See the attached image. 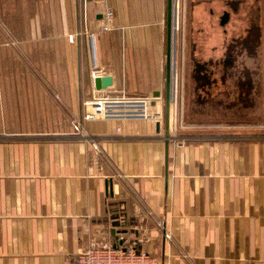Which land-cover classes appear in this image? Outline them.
Wrapping results in <instances>:
<instances>
[{"label":"crops","instance_id":"0c3cea01","mask_svg":"<svg viewBox=\"0 0 264 264\" xmlns=\"http://www.w3.org/2000/svg\"><path fill=\"white\" fill-rule=\"evenodd\" d=\"M84 2L0 0V50L27 51L5 57L0 74V264H77L104 243L162 264H264V134L198 131L173 116L216 97L185 69L216 60V3L191 5L203 36L191 45L178 5L167 125L168 0ZM90 36L101 77L113 80L106 90L92 79ZM24 66L39 72H17ZM118 94L151 98L164 119L82 120L85 101Z\"/></svg>","mask_w":264,"mask_h":264},{"label":"rangeland","instance_id":"374dc122","mask_svg":"<svg viewBox=\"0 0 264 264\" xmlns=\"http://www.w3.org/2000/svg\"><path fill=\"white\" fill-rule=\"evenodd\" d=\"M182 1L185 4L183 26H186L188 43L191 45V41L195 40L202 43L203 36L197 35L192 29L197 21L192 20L190 12L191 5L200 0H179V4ZM212 1L218 3L217 0ZM239 3L238 12H232L228 34H224L223 29L217 28L216 25V59L223 57L225 42H230L232 38L244 39L246 36L248 37L247 29L250 28H253L254 32L252 53L237 47L238 52L235 56V65L231 70V79L226 82L225 87L222 83H219L220 88L217 90V95L216 88L212 91V94L215 93L216 97L206 101L209 106L207 108H197L198 111H193L195 108L189 110L178 108L176 113L177 123L192 125L198 128V131H201L199 128H203L202 126H216V131L223 129L225 133L227 132L226 129L243 127L252 136L264 134V0H240ZM224 9L222 4H218L216 6V16L221 15ZM11 52L13 56H27V51L0 50V74L8 72L3 59L9 57ZM29 68L28 66L19 67L17 72H39L36 69L37 67H31V70ZM65 68L62 65V74L66 72ZM185 69L188 75L193 73L192 65L188 62ZM245 74L250 75L252 79V89L248 94L245 93L244 89L242 91L237 87L238 81ZM189 80L187 84L189 95L193 97L195 83L191 79ZM200 94L205 95L202 90Z\"/></svg>","mask_w":264,"mask_h":264},{"label":"built area","instance_id":"2783aa9c","mask_svg":"<svg viewBox=\"0 0 264 264\" xmlns=\"http://www.w3.org/2000/svg\"><path fill=\"white\" fill-rule=\"evenodd\" d=\"M85 5L87 0H84ZM177 3V4H176ZM179 0H175L178 12ZM86 8V6H85ZM114 14L107 9L101 31L108 32L112 29ZM84 23H87V15L84 13ZM93 53V81L101 77V72L95 59L94 37L90 36ZM176 101V100H175ZM176 113L173 114L175 123ZM164 119L162 113L152 109V99L148 97H130L125 94L109 95L84 102V113L82 120L85 122L94 121H154L160 122ZM74 129L78 134L86 138L80 122H74ZM92 147L98 151L96 143L91 142ZM77 264H162V262L147 251H138L133 248H117L107 243L98 244L81 252Z\"/></svg>","mask_w":264,"mask_h":264},{"label":"flooded vegetation","instance_id":"af4514ba","mask_svg":"<svg viewBox=\"0 0 264 264\" xmlns=\"http://www.w3.org/2000/svg\"><path fill=\"white\" fill-rule=\"evenodd\" d=\"M216 6L222 4L225 8L221 15L216 16V25L217 28H222L224 34H228L229 24L232 20V12H238V5L240 4V0H217ZM205 5H210L209 1L205 3ZM248 37L246 36L244 39L232 38L230 42H225L224 54L223 57L216 59L215 61L207 62L203 61L201 63L195 64L192 66L194 71L200 72L199 74L202 76V82L197 83V87L195 90H202L206 96L211 95L212 91L216 88L217 90L220 88V84L222 83L225 87V84L228 80L231 79V70L235 65V59L237 54V47L241 49H245L246 51L252 53L253 47V28L247 29ZM241 51V50H240ZM239 51V52H240ZM192 56V54H190ZM194 62V60H192ZM216 75V78L212 80V78ZM244 77H241L238 81L237 87L239 89H244L245 93L248 94L252 89V79L250 75L245 74ZM243 78V79H242ZM245 78V79H244ZM220 83V84H219ZM243 91V90H242ZM221 94V93H220ZM219 95V94H218Z\"/></svg>","mask_w":264,"mask_h":264},{"label":"water","instance_id":"95a60500","mask_svg":"<svg viewBox=\"0 0 264 264\" xmlns=\"http://www.w3.org/2000/svg\"><path fill=\"white\" fill-rule=\"evenodd\" d=\"M176 6L175 0H168V40H169V47H168V58H167V96L166 101L168 105V109L166 112V122L167 125L170 122V112H169V105L171 101V38H172V31L174 25L176 24ZM94 85L97 91L106 90L113 85V80L111 77H98L94 80ZM158 96V93L157 95Z\"/></svg>","mask_w":264,"mask_h":264}]
</instances>
